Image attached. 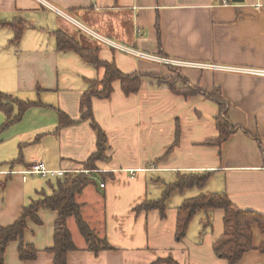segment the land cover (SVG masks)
<instances>
[{
	"label": "crops",
	"instance_id": "0c3cea01",
	"mask_svg": "<svg viewBox=\"0 0 264 264\" xmlns=\"http://www.w3.org/2000/svg\"><path fill=\"white\" fill-rule=\"evenodd\" d=\"M228 2L0 0V22L6 24L0 25V93L36 103L0 131V227L14 223L38 193L52 194L53 180L20 174L38 162L92 177L76 202L83 220L111 249L87 251L69 218L76 251L67 254L66 264H163L167 258L178 264H229L212 248L224 232L222 210L210 216L198 212L185 237L175 240L177 208L200 195L223 193L236 208L264 216V78L233 71L264 70V0ZM57 33L96 49L100 61L122 74L146 76L135 94L125 95L115 81L109 99H92L94 122L107 142L105 159L95 161L93 170L85 164L97 151L96 133L81 119L79 102L104 70L75 51H59ZM148 56L230 71L179 69L176 86L185 81L198 91L185 97L148 77L177 76ZM214 95L226 104L225 117ZM57 111L72 123L60 127ZM17 113L13 107L12 116ZM222 118L235 130L217 143ZM5 122L0 110V128ZM188 174L209 177L201 189L171 193L164 218L157 210H135L160 199L166 186ZM208 217L211 227L204 230ZM38 218V225L28 220L23 237L38 251L36 259L22 262L18 242H12L4 264H54L47 250L57 213L40 210ZM237 264H264V254L249 251Z\"/></svg>",
	"mask_w": 264,
	"mask_h": 264
},
{
	"label": "trees",
	"instance_id": "16d2710c",
	"mask_svg": "<svg viewBox=\"0 0 264 264\" xmlns=\"http://www.w3.org/2000/svg\"><path fill=\"white\" fill-rule=\"evenodd\" d=\"M0 25L5 26L6 24L0 22ZM9 25L11 26L12 24ZM19 26L21 25L19 24ZM20 33L21 27H18L15 31V41L19 40ZM55 36L59 51H75L86 63L97 69L101 68L104 70L103 79L100 82H91L90 87L81 95L79 102L81 119L89 120L92 129L96 133L97 151L90 156L85 164V170H93L95 161L105 159L104 153L107 142L105 134L94 122L91 111L92 99H109L112 93V84L115 81L120 82L125 95L135 94L140 88L142 79L146 76L137 73L122 74L113 63L100 61L97 57L96 49H84L74 40L61 33H57ZM167 68L176 73V78H165L162 75H149L148 77L157 80L159 84H166L176 95L187 97L198 93L197 89L189 86L185 81L182 82L181 87H177V83L180 82V79H178L179 75L177 74L179 69ZM213 99L220 108V114L222 113L221 115L225 117L226 104L217 95H214ZM35 104V102H20L11 96L0 93V110L6 116V122L1 126L0 131L19 120L23 113L35 106ZM13 107L18 108V113L15 116H12ZM57 112L60 127L72 123L62 112ZM234 130L235 128L229 126L224 118H222L218 121L219 138L216 142H223ZM208 177L209 174L180 176L174 184L166 186L160 199L146 201L137 206L135 210L137 212L157 210L161 218H164L166 212L165 203L171 193L191 188L201 189ZM51 180L54 181V183H51L54 185L51 195H46L44 192L38 193L36 200L31 201L22 208L20 217L14 223L6 227H0V264H4L6 248L12 242H18L17 251L19 259L22 262L34 261L36 259L38 251L32 244L24 243L23 237L27 229L28 220L36 225L41 223L38 218L40 210H50L57 213V219L54 224L53 246L47 250L52 254L54 264H66L67 254L76 251L67 228V220L69 218H74L78 231L86 242L87 251L97 255L101 251H109L111 249L107 241L104 238H100L83 220L80 205L76 202V197L92 182V177L86 175L84 172H79L73 174L66 173L63 177L47 179L46 181L51 182ZM215 210H222L224 213L223 235L212 246L216 257L226 260L229 264H237L243 255L249 251L256 250L264 254V241L258 245L254 244V229L264 237V216L236 208L230 202L227 195L223 193L200 195L184 201L177 208L175 240L179 242L185 237L190 222L198 212L203 211L210 216ZM209 227H211L210 217L205 220L203 229L205 230ZM160 262L163 264H178L172 258H167Z\"/></svg>",
	"mask_w": 264,
	"mask_h": 264
},
{
	"label": "built area",
	"instance_id": "2783aa9c",
	"mask_svg": "<svg viewBox=\"0 0 264 264\" xmlns=\"http://www.w3.org/2000/svg\"><path fill=\"white\" fill-rule=\"evenodd\" d=\"M222 5H227L229 2L228 0H221ZM148 59L162 63L165 65H168L170 67H174L177 69H184V68H202L206 70H222V71H228L229 69L219 66H210V65H204V64H195V63H189V62H181V61H175V60H165L162 58L152 57L148 56ZM230 71V70H229ZM232 71V70H231ZM233 71H237L240 73H245L248 75L256 76V77H262L264 78V70H253V69H234ZM66 173H73V172H66L64 170H49L46 168V166L42 163H33L26 171L21 172L20 174L23 176V178L27 175H35L38 177H41L45 180L47 179H55L59 177H63ZM101 188H103V185H100Z\"/></svg>",
	"mask_w": 264,
	"mask_h": 264
},
{
	"label": "rangeland",
	"instance_id": "374dc122",
	"mask_svg": "<svg viewBox=\"0 0 264 264\" xmlns=\"http://www.w3.org/2000/svg\"><path fill=\"white\" fill-rule=\"evenodd\" d=\"M261 240H264V238H262L256 230H254V243L258 244Z\"/></svg>",
	"mask_w": 264,
	"mask_h": 264
},
{
	"label": "water",
	"instance_id": "95a60500",
	"mask_svg": "<svg viewBox=\"0 0 264 264\" xmlns=\"http://www.w3.org/2000/svg\"><path fill=\"white\" fill-rule=\"evenodd\" d=\"M243 0H233V2L235 3H239V2H242Z\"/></svg>",
	"mask_w": 264,
	"mask_h": 264
}]
</instances>
